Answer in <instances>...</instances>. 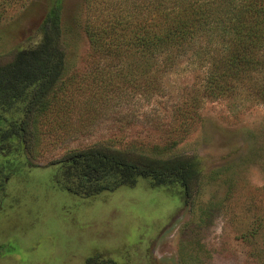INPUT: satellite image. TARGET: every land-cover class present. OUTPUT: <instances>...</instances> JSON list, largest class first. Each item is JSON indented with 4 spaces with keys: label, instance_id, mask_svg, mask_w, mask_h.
I'll list each match as a JSON object with an SVG mask.
<instances>
[{
    "label": "rangeland",
    "instance_id": "374dc122",
    "mask_svg": "<svg viewBox=\"0 0 264 264\" xmlns=\"http://www.w3.org/2000/svg\"><path fill=\"white\" fill-rule=\"evenodd\" d=\"M2 1L0 64L41 41L51 4ZM155 2L64 0L55 38L65 77L35 118L27 155L0 156V264H264V71L212 93L210 73L227 54L220 37L198 36L169 68L163 57L89 46L87 23ZM98 145L197 157L202 175L189 190L144 178L89 198L62 189L55 163Z\"/></svg>",
    "mask_w": 264,
    "mask_h": 264
},
{
    "label": "trees",
    "instance_id": "16d2710c",
    "mask_svg": "<svg viewBox=\"0 0 264 264\" xmlns=\"http://www.w3.org/2000/svg\"><path fill=\"white\" fill-rule=\"evenodd\" d=\"M6 4L0 0V22ZM63 8L64 0H51L40 26L41 41L0 64L1 158L6 151L7 159L27 155L35 118L65 77L67 56L55 38ZM144 11L141 23L135 22ZM84 31L95 54L135 51L143 57H163L166 68L174 57L186 54L198 36L220 37L227 54L210 73L212 93H225L232 79L252 68L264 71V0H156L151 6L120 8L108 22L87 23ZM260 98L264 102V84ZM55 165L62 189L84 198L135 187L141 178L153 187L189 190L202 175L197 157L158 159L103 145L71 152Z\"/></svg>",
    "mask_w": 264,
    "mask_h": 264
}]
</instances>
